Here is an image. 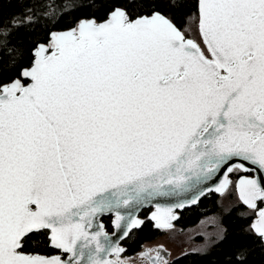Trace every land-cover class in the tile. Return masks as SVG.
<instances>
[{
	"label": "snow or ice",
	"instance_id": "1",
	"mask_svg": "<svg viewBox=\"0 0 264 264\" xmlns=\"http://www.w3.org/2000/svg\"><path fill=\"white\" fill-rule=\"evenodd\" d=\"M205 198L200 244L145 239ZM213 250L264 258V0H0V264Z\"/></svg>",
	"mask_w": 264,
	"mask_h": 264
},
{
	"label": "trees",
	"instance_id": "2",
	"mask_svg": "<svg viewBox=\"0 0 264 264\" xmlns=\"http://www.w3.org/2000/svg\"><path fill=\"white\" fill-rule=\"evenodd\" d=\"M46 3H53V4H72L74 3V0H45ZM5 7H8L7 4H5ZM219 209L216 204L215 198H205L202 200V202L198 206H193L190 208H187L185 211L181 213L180 219L176 222V225L180 228H186L188 226H192L196 224L200 218L203 216H206L211 213L218 212ZM233 223H236L235 221ZM162 232L159 231H151L150 233L145 235V239L153 240L157 236L161 235ZM219 246H217L218 248ZM218 255V252L216 250H213L212 253H210L205 258H189L190 261L195 260V264H214L213 256ZM255 264H264V258H261L259 253H256L255 256Z\"/></svg>",
	"mask_w": 264,
	"mask_h": 264
},
{
	"label": "rangeland",
	"instance_id": "3",
	"mask_svg": "<svg viewBox=\"0 0 264 264\" xmlns=\"http://www.w3.org/2000/svg\"><path fill=\"white\" fill-rule=\"evenodd\" d=\"M216 213L203 216L196 224L186 228H180L176 225L177 231L175 233L167 234L162 232L161 235L153 240H166L174 248L198 245L204 240L205 234L211 232L212 225L209 223V220Z\"/></svg>",
	"mask_w": 264,
	"mask_h": 264
}]
</instances>
